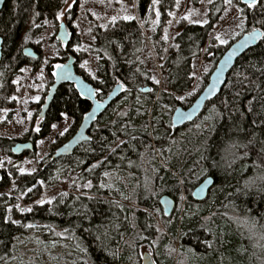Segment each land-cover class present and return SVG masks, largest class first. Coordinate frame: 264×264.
<instances>
[{"label": "trees", "instance_id": "obj_1", "mask_svg": "<svg viewBox=\"0 0 264 264\" xmlns=\"http://www.w3.org/2000/svg\"><path fill=\"white\" fill-rule=\"evenodd\" d=\"M68 1H6L0 15L4 39L0 108L15 106L9 101L14 75L41 61L32 39L40 31L37 27L45 20L56 23ZM123 1L136 3L135 16L92 31L100 80L84 72L81 60L76 69L97 88L101 100L118 83L124 85V92L93 126L91 141L74 155L53 160L34 174H20L19 167L13 168L17 194L27 193V203L42 196L44 182L50 181L57 162L80 173L74 189L30 211L14 210L9 216L10 200L0 197V264L16 256L19 238L29 225L64 231L74 246L68 256L73 264H125L131 248L141 246L153 249L158 264H264V35L236 63L221 94L195 122L177 130L172 125L174 110L190 107L209 82L208 76L195 93L177 99L192 90L194 63L203 55L225 2L211 0L206 24L179 22L169 47L165 36L179 0H158L159 16L153 0ZM242 14L245 33L259 28L264 34V0L255 6L242 5ZM154 22L150 41L165 75L162 91L154 86L144 62L145 31ZM79 44L80 37L72 30L67 50L74 53L72 48ZM26 47L34 48L39 59L26 57ZM227 48L213 45L204 55L216 65ZM147 88L149 92L144 91ZM90 109L91 103L73 85L61 86L40 131L24 141L0 137V153L18 159L21 156L12 153L17 142L36 144L64 116L77 125ZM27 154L34 157L33 152ZM110 171L114 181L107 180L105 173ZM209 176L215 180L210 194L204 202H196L192 192ZM10 184L6 178L0 188ZM124 195L129 205L114 201ZM165 195L176 202L173 219L164 215L160 204ZM184 197L186 209L180 213ZM155 212L166 229L160 240ZM172 240L180 244L177 262Z\"/></svg>", "mask_w": 264, "mask_h": 264}, {"label": "rangeland", "instance_id": "obj_2", "mask_svg": "<svg viewBox=\"0 0 264 264\" xmlns=\"http://www.w3.org/2000/svg\"><path fill=\"white\" fill-rule=\"evenodd\" d=\"M76 2L77 0H69L66 3L62 15L56 23L45 20L37 27L40 31L33 35L32 39L34 41L33 46L37 47L36 50L41 55V61L37 65L21 68L14 75L13 93L9 101H14L15 106L0 108V137L24 141L37 132V127L40 129L42 120H40L39 115L53 85L54 71L57 65L65 64L70 56L75 57L76 63L81 60L80 67L89 77L100 80L98 76L99 57L92 52L91 48L94 44L93 29L95 27L104 29L111 22L121 18L125 19V17L131 18L136 13V3L128 4L123 0H80L78 10L73 14L72 10H74ZM210 3L209 0L178 1L166 32L169 47L176 34L175 28L182 20L198 25L208 22ZM241 10L242 4L238 0H232L231 4L225 3L223 14L209 36L207 45L203 49V55L194 63L195 82L192 90L188 94L178 96L179 101L195 93L201 83L208 76L210 77L215 69V62L206 58L204 52L213 45L228 47L245 34V18ZM155 11L159 12L158 4H155ZM63 23L66 24L71 35L72 30H74L76 35L80 37V44L72 48L74 53L69 52L68 47L61 44L57 39L60 26ZM155 26L156 22H154V26L152 23L150 30L145 31L147 48L144 54V62L151 71L154 86L162 91L165 89V75L161 70L162 63L157 58L150 41ZM167 110L168 108H166ZM54 125L55 127H52V131L47 137L37 141L35 149L32 151L34 157L25 153L20 158L13 159L0 153L1 179H10L11 183L5 189L0 188V197L6 196L10 200V205L7 208L9 216L13 214L14 210H31L36 204H41L38 203L39 201L52 202L59 195H64L75 187V181L80 171L57 162L50 181L44 182V190L39 199L33 203H27V193L17 194L16 181L11 174L13 168L19 167L20 174H34L39 168L45 169L50 166L54 162L52 158L58 148L68 142L80 127V124L76 125L69 116H64L62 121ZM160 161L164 165V162ZM20 169H24V171L21 172ZM114 178L115 174L110 171L107 180L111 181ZM108 188L111 189V186L109 185ZM78 189L81 190L82 187L78 186ZM114 201L121 205H129L125 195L121 198L117 197ZM185 205L186 197L183 198L180 213H184ZM174 214L175 211L171 219L174 218ZM153 215L159 229L158 240H160V237L166 232L165 224L160 220L157 212ZM172 242L175 245V251H177L175 252L177 262L178 249L180 248L179 240H172ZM73 247L64 231L39 227V225H29L19 238L16 256L7 264H73L72 260L68 259ZM145 253H150L155 260L153 249L148 246H141L139 250L131 248L129 260L125 264H142V257ZM156 264L158 263L156 262Z\"/></svg>", "mask_w": 264, "mask_h": 264}, {"label": "water", "instance_id": "obj_3", "mask_svg": "<svg viewBox=\"0 0 264 264\" xmlns=\"http://www.w3.org/2000/svg\"><path fill=\"white\" fill-rule=\"evenodd\" d=\"M7 0H0V15L4 9ZM244 6H250L251 0H238ZM259 0H256V4ZM263 31L259 28L253 29L243 34L238 40L228 46L222 57L217 62L215 69L209 77V82L203 91L198 95L193 104L188 108L177 107L172 115V125L174 129H181L188 124L195 122L202 114L207 104L217 98L227 84L230 73L233 71L236 63L251 49L255 48L263 38ZM58 41L68 46L71 42L72 35L66 24H61L57 36ZM4 39L0 36V66L3 60ZM26 57L37 60L39 54L32 47L24 49ZM73 85L78 94L91 103L90 111L84 116L77 133L64 145H62L53 156V160L59 158L71 157L84 144L91 141L90 132L96 122L102 117L107 110L118 100L124 92V85L118 83L111 93L103 100L98 97V90L89 83L83 76L78 74L76 69V59L73 56L69 60L57 67L54 71V82L47 95L46 102L42 106L39 115L40 120H44L53 103V100L61 86ZM149 92L150 88L144 90ZM36 144L33 142H18L12 149L14 156H22L25 153L32 152ZM0 175V182H1ZM213 177H206L192 192V198L196 202H204L214 185ZM160 204L167 217L172 216L176 208V202L169 196H163ZM142 264H156L150 253H145L142 257Z\"/></svg>", "mask_w": 264, "mask_h": 264}, {"label": "snow or ice", "instance_id": "obj_4", "mask_svg": "<svg viewBox=\"0 0 264 264\" xmlns=\"http://www.w3.org/2000/svg\"><path fill=\"white\" fill-rule=\"evenodd\" d=\"M158 2V0H153V3L155 4V3H157ZM209 2H211V0H209ZM224 2L226 3V4H231L232 3V0H224ZM255 4H256V0H251V4H250V6H255ZM242 11V10H241ZM170 15H171V13H169ZM157 16H159V12H157ZM125 19H129V17H125ZM165 39H167V37L165 36ZM57 67H60V65H57ZM157 83H158V81H157ZM249 110H251V109H249ZM53 127H55V125H53ZM66 130V129H65ZM36 131L38 132V131H40V129L37 127L36 128ZM61 134H63V133H61ZM261 151H264V149H261ZM20 171L21 172H23L24 171V169H20ZM105 175H108L107 173H105ZM101 186H103V185H101ZM38 203H44V201H39ZM28 211H30V209H28Z\"/></svg>", "mask_w": 264, "mask_h": 264}, {"label": "flooded vegetation", "instance_id": "obj_5", "mask_svg": "<svg viewBox=\"0 0 264 264\" xmlns=\"http://www.w3.org/2000/svg\"><path fill=\"white\" fill-rule=\"evenodd\" d=\"M17 143H18V142H17ZM17 143H16V144H17Z\"/></svg>", "mask_w": 264, "mask_h": 264}]
</instances>
